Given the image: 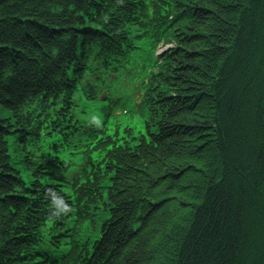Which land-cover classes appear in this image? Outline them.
Returning a JSON list of instances; mask_svg holds the SVG:
<instances>
[{
    "label": "trees",
    "instance_id": "trees-1",
    "mask_svg": "<svg viewBox=\"0 0 264 264\" xmlns=\"http://www.w3.org/2000/svg\"><path fill=\"white\" fill-rule=\"evenodd\" d=\"M0 264H264V0H0Z\"/></svg>",
    "mask_w": 264,
    "mask_h": 264
},
{
    "label": "rangeland",
    "instance_id": "rangeland-1",
    "mask_svg": "<svg viewBox=\"0 0 264 264\" xmlns=\"http://www.w3.org/2000/svg\"><path fill=\"white\" fill-rule=\"evenodd\" d=\"M162 51H163V49H160L159 53L162 52ZM92 113L93 112H91V114ZM94 113H96L98 115V112H94ZM137 120H139V118H135L133 122H128V123L123 122V126L124 127H129V128H132V129L134 128L135 130L143 131V128L141 127L143 124H140V121H137ZM11 143H12V139L10 138V144ZM13 146L14 145H12V148H14ZM12 148H10V149H12ZM22 174H23V177H25V179H26L27 178L26 177L27 172L25 171ZM83 233L88 235V237H92V234L90 233V231L88 229H84Z\"/></svg>",
    "mask_w": 264,
    "mask_h": 264
}]
</instances>
